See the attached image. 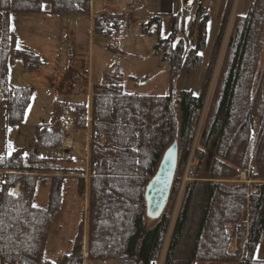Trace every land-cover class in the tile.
I'll return each mask as SVG.
<instances>
[{
  "label": "trees",
  "instance_id": "1",
  "mask_svg": "<svg viewBox=\"0 0 264 264\" xmlns=\"http://www.w3.org/2000/svg\"><path fill=\"white\" fill-rule=\"evenodd\" d=\"M234 2L227 0L198 93L189 89L180 90L176 97L127 93L122 72L105 75L106 83L92 87L90 104H57L51 122L35 125L29 152L17 148L0 155V264H264V259L255 257L256 248L264 242V0H252L246 15H234L214 81ZM90 11L91 0L48 1L47 12L52 15L81 17ZM12 12L13 0H0V104L8 127L24 123L33 94L31 88L8 84V68L18 59L28 71H37L41 65L39 54L18 47L10 26ZM189 14L181 10L168 18L151 17L143 26L145 33L156 29L155 54L171 66L172 78L202 63L208 16L200 20L197 44L190 48L187 38L180 36ZM110 17L120 22L124 16ZM169 18L170 31L161 37ZM107 19L95 18L93 33L108 36L121 29L102 32L101 24ZM203 112V132L193 150L200 161L196 174L208 153L212 154L204 181L184 186L174 214ZM65 113L73 119L75 130L89 126L87 179L82 169L71 167L75 159L70 154L56 153L64 135ZM174 143L178 161L169 202L161 216L152 220L146 216L145 188ZM248 167L256 168L250 176L260 182L221 181L238 178ZM68 177H77L82 194L87 189V207L70 252L57 263L48 257L47 245ZM46 184V206L37 207V189Z\"/></svg>",
  "mask_w": 264,
  "mask_h": 264
},
{
  "label": "rangeland",
  "instance_id": "2",
  "mask_svg": "<svg viewBox=\"0 0 264 264\" xmlns=\"http://www.w3.org/2000/svg\"><path fill=\"white\" fill-rule=\"evenodd\" d=\"M180 1H184L187 7L186 9L182 8L181 10H186L190 13L184 19L182 27L180 28V36H185L187 38L190 48H193L197 44L200 20L203 19L205 15L208 16V20L206 24V42L202 49L203 58L200 67L193 71L177 73L174 78H172L171 75V66L162 61L161 55L155 54V43L158 39L156 29L151 28L150 33L143 32L144 24L149 21V19L146 18L147 16L142 18L136 17L134 21L130 19V25L125 23L118 32H113L107 36L101 33H93V35H91L92 33L86 20L79 22L77 21L76 16H65V18L70 17L69 22L67 19H64V22H66L60 30V20L58 19L55 20V26L50 28L46 27L44 24L47 17H44L45 20L43 21V19L34 15L35 13L31 15H27L24 12L11 13V29L13 32L14 30L16 31L20 39H24L26 43L28 42L27 38L29 34L24 33L25 28H28L29 32L33 34H36V32L40 30V34L44 37L41 36L39 39L36 38L39 44L43 45L41 46L42 54H39L41 57V65L37 71L26 70L21 59H18L7 70V82L9 85L28 87L31 88L33 92L30 104L26 109L24 123L19 126H12L10 129L9 153L17 148L24 149L26 153L29 152L33 140L35 125L40 122H51L57 104L66 106L71 103H88L91 101L92 92L84 93L83 90H79L76 87L77 84L74 85L72 83L71 75L73 72H70L67 78L69 71L72 70L87 74L84 83L92 80L93 86L97 84V82H100L105 75L109 76L120 71L124 75L123 87L124 91L127 93L173 95L174 97H176L180 90L189 89L194 93H198L202 86L205 70L220 29V20L226 5L225 7L223 5L225 0H214L212 5L213 8L209 14L208 9L210 8L211 0H176V11L173 14H177L181 11L177 10ZM131 2L133 3V8L136 10L139 9L141 5L144 9L149 11H154L156 8L153 4V0H131ZM251 3L252 0H235L234 2V8L232 10L228 27L226 28L224 41L221 45L220 55L214 67V81H216L224 49L227 44L231 27L230 22L234 15H246ZM106 4H114L118 7L122 6L116 0H107ZM145 5H147V8L144 7ZM14 6H16V4H14ZM18 6L21 7V5ZM173 14H171V16ZM2 19L3 17L0 13V31L2 27ZM164 23L165 25H163L160 31L161 37H166L170 31V18L167 21H164ZM23 34H25V36L21 38ZM43 38L46 39L44 42H41ZM34 39L35 38L33 37V39L29 40L32 45ZM262 61L264 60L262 59ZM71 64L73 68H69ZM83 88L87 89V86L84 85ZM204 112L192 146V153H190L188 158V161L191 158L194 163V175L188 182L185 181L184 183V174L188 164L187 161L181 188L175 203L174 214H176L178 207L180 206L184 186L193 180L204 181V175L209 163V156L212 154L211 152L208 153V162L204 161L202 168L198 169L196 174V167L200 165V161L193 156V150L203 132L205 124ZM65 115L68 114L65 113L64 116ZM70 136L74 138L75 147L73 146V148L75 149L72 151L59 149L56 150L57 155L71 153L74 158L83 161L85 156L83 153H87L88 148L89 130L76 129L71 132ZM85 165L79 163L80 168H82L81 174H85L87 179L89 174H87L88 170L86 172ZM247 169H253L256 171V168L248 167L240 172L238 178L221 181L224 183L248 184L247 181L252 178L250 174L246 181H240L241 173ZM179 174L180 172H178V175ZM251 181L253 183L260 182L253 178ZM48 189L49 187L47 184L38 187L34 199L35 206H46ZM63 191V204L61 210L55 214L47 245L48 257L53 262L57 263L62 261V256L64 254L70 252L72 248L71 243L78 232L81 220L85 218L87 207V189L85 194H82L79 191L77 177H68L64 184ZM167 242L168 238L166 244ZM233 246L236 247L235 241L230 248V253L235 251L232 249ZM164 252L165 250L163 249L161 259H163ZM255 257L258 259H264V242H261L256 248ZM217 263L237 264L236 262H195V264ZM91 264L119 263L116 261H91Z\"/></svg>",
  "mask_w": 264,
  "mask_h": 264
},
{
  "label": "crops",
  "instance_id": "3",
  "mask_svg": "<svg viewBox=\"0 0 264 264\" xmlns=\"http://www.w3.org/2000/svg\"><path fill=\"white\" fill-rule=\"evenodd\" d=\"M48 1L49 0H15L13 1V12L12 13H22L24 12L27 15H31L33 13H35L34 15H37V17H40V19H43V21L45 20L44 17H47L46 22L44 23L46 25V27H50L53 28L56 24L55 20L58 19L60 20V24H59V29L61 30L64 26V19H67L69 22L70 17L65 18V16L67 15H52L49 14L48 11ZM107 0H91V11L89 13V15L86 16H81V17H77V21H84L86 20V23L89 25V29L91 30V35H93V21L95 20V18L98 17H104V16H109V15H123V20H127L129 21L130 19L134 21V19L136 17H144L147 16L146 18H151L153 16H163L165 18H168L171 16V14H173L176 11V0H153V4L154 6H156V8L154 9V11H149L147 9H144L143 6L141 5V7L139 9H134L133 7V3L131 2V0H116L117 2H119L122 6L118 7L117 5L111 4V5H107L106 4ZM214 0H211L210 3V8L208 9V12L210 14L211 10H212V5H213ZM227 0H225V3H223L224 7L226 5ZM20 3V4H19ZM14 4H16V6H14ZM18 5H21L18 6ZM144 7L147 8V5H145ZM182 8L186 9V4L184 1H180L178 6H177V10H181ZM31 17V16H30ZM54 17V18H52ZM54 19V20H53ZM125 24V23H124ZM14 33L16 35V39H17V45L18 47L24 48V49H28V50H33L35 51L37 54H42L41 52V46H43L42 44H39L38 40L36 38H41V31L38 30L36 32V34L30 33L28 28L24 29V33H28L29 36L27 38L28 42L26 43V41H24V39H20V37L18 36V34L16 33V31L14 30ZM25 36V34H23L21 36V38ZM33 37L35 38L33 41V45L30 43L29 40L33 39ZM44 37V36H42ZM46 38H43L41 40V42H44ZM33 46V47H32ZM39 48V49H38ZM69 68H73L72 64L70 65ZM70 72H79V71H69L67 78L70 74ZM12 127H8L6 126L5 123V107L2 106L0 104V155H4L6 153L9 152V133H10V129ZM89 130V129H88ZM88 148H89V137H88ZM87 148V153H83L84 159L83 161L81 160H77L76 158H74V156H72V154L70 153V155L75 159L74 163L72 164L71 167H75L78 168L79 170L82 169L79 166V163H82L83 165H85L86 170H88V166H89V149ZM65 154V153H64ZM85 176V175H84ZM232 249L235 250V246L232 247ZM84 264H91V261H85ZM219 264V263H217ZM222 264V263H220ZM223 264H229V263H223Z\"/></svg>",
  "mask_w": 264,
  "mask_h": 264
},
{
  "label": "water",
  "instance_id": "4",
  "mask_svg": "<svg viewBox=\"0 0 264 264\" xmlns=\"http://www.w3.org/2000/svg\"><path fill=\"white\" fill-rule=\"evenodd\" d=\"M262 59L264 60V45ZM178 146L171 145L163 154L156 173L145 188L146 216L158 219L165 210L177 170Z\"/></svg>",
  "mask_w": 264,
  "mask_h": 264
},
{
  "label": "built area",
  "instance_id": "5",
  "mask_svg": "<svg viewBox=\"0 0 264 264\" xmlns=\"http://www.w3.org/2000/svg\"><path fill=\"white\" fill-rule=\"evenodd\" d=\"M118 27H119V22L114 17H110L107 19V21H105L101 24L100 28H101L102 32H107L111 29H115ZM85 77H87V74H73L71 77V81L74 85L77 84L76 87L79 90H83L84 93H89L88 88H90L91 82L90 81L86 82L89 84L88 85L89 87L87 89H84L83 86H84ZM103 82H105V81H103ZM80 83H81V85H80ZM64 120H65V125H64L65 136H64V139L61 143V148L62 149H72L74 146V141H73L72 137L70 136V132L74 126V121L68 115L65 116ZM103 139H104V137L100 136V138L98 140V143L100 146L103 145ZM193 166H194V163L192 162V160L190 158L188 161V164H187L185 174H184V183H185V181L188 182L190 180V178L193 177V175H194ZM248 171H249V173H248ZM249 174H250V169L244 170L241 173V180L240 181H246ZM1 182L4 183L3 180ZM247 182H251V180L250 181L248 180Z\"/></svg>",
  "mask_w": 264,
  "mask_h": 264
}]
</instances>
